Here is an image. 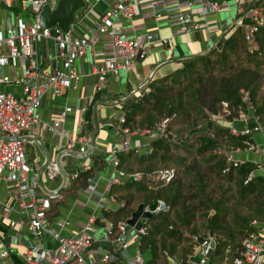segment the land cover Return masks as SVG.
Here are the masks:
<instances>
[{
    "label": "built area",
    "instance_id": "1",
    "mask_svg": "<svg viewBox=\"0 0 264 264\" xmlns=\"http://www.w3.org/2000/svg\"><path fill=\"white\" fill-rule=\"evenodd\" d=\"M89 13H93L98 3L104 2L107 9L97 14L94 26L85 36H73L59 29H45L39 21L42 9L49 5L55 8L58 0H0V10L12 9L18 11L14 16V24L0 28V264H151L147 253L139 249L140 236L145 234V227L131 234L127 220L118 223L117 233L114 226L104 218V211H115L124 206L116 196L110 194L114 184H119L123 178H128L119 171V156L123 152L138 150L131 144L134 134L122 129L124 138L115 143L107 163L116 170V175L104 188L97 189L94 179L89 181L85 195L87 201H76V206L86 209L88 204L94 205V210L85 213V220L78 222L71 215L59 213L60 204L67 196L64 190L53 194H40V175L34 164L28 161L25 152L27 142L24 135L40 123L39 109L44 97L52 94L54 97L63 96L68 90L78 87L81 76L75 67L77 60H82L93 50L99 37L106 36L109 50L103 62L93 68L92 72L98 77L95 92L101 93L106 87L109 77H117L132 70L138 60H144L153 51L166 46L172 47L173 40L164 38L160 33L132 34L125 28L141 16L143 10L149 9L151 17L158 27L170 26L176 32L175 36H190L201 30V24L194 16L206 18L223 12L234 13L233 24L229 35L238 27H246V40L251 42L258 27L256 24L246 25V21L258 22V12L255 6L259 0H85ZM23 14L26 22L23 21ZM159 29V28H158ZM225 37V36H224ZM45 41L54 44L52 60L55 66L51 70L43 68L38 58V47ZM218 43L212 45L215 49ZM9 85L20 88L17 96L4 90ZM244 101H248V93H243ZM91 98L86 99L83 107L66 106L59 112V117L44 125L46 132L58 135L66 140L67 152L88 154V139L83 135V117L88 111L87 105ZM252 115L241 114L237 121H244V130L231 126L235 136L253 135L262 132L253 110ZM77 114L79 127L76 134L66 128V120L70 115ZM125 122V116L119 120ZM247 122H253L247 126ZM169 119L159 125L158 132L166 136ZM145 132V131H144ZM150 131L147 134L150 135ZM256 149V145L248 150ZM149 148L148 152H151ZM240 149L224 152L227 161L238 167L241 163L235 157ZM86 157H89L87 155ZM256 172L264 175V151L261 160L257 162ZM91 168V160L87 158L80 171ZM60 174V166L51 162L47 166L46 175L52 180ZM172 171L160 174L163 180H169ZM136 177H139L137 175ZM252 175L247 182L251 181ZM116 208H115V207ZM165 205L160 203V209ZM54 209L57 213H54ZM147 210V209H146ZM103 215V218L101 216ZM131 218V217H130ZM129 218V219H130ZM103 221V225L98 223ZM78 225L75 232L67 231ZM144 224V222H143ZM257 221L252 223L256 232L243 242L242 259H235L233 264H264V238L259 234L261 227ZM23 237L27 239L25 251L17 252L13 246ZM135 240V253H130L132 239ZM195 250L194 260L190 264H209V239L203 238ZM191 257V258H192Z\"/></svg>",
    "mask_w": 264,
    "mask_h": 264
},
{
    "label": "trees",
    "instance_id": "2",
    "mask_svg": "<svg viewBox=\"0 0 264 264\" xmlns=\"http://www.w3.org/2000/svg\"><path fill=\"white\" fill-rule=\"evenodd\" d=\"M255 9L258 22L246 21L258 27L251 42L246 27L236 28L209 54L184 60L170 76L151 81L148 91L123 109L122 129L155 135L151 152L120 154L119 171L140 178L112 186L110 194L124 206L105 210L104 218L117 233L118 223L143 204L153 217L144 221L139 249L152 253L151 264H169L172 258L187 263L195 255L196 238L210 232L217 243L210 264H233L243 257L244 240L257 230L252 223L264 224V175L251 162L235 167L223 155L255 146L252 135L231 132L250 109L264 133V0ZM166 119L164 136L158 130ZM105 167L102 158L94 157L91 168L74 175L63 194L87 189ZM165 171L173 172L167 181L160 178ZM160 203L164 209L159 210Z\"/></svg>",
    "mask_w": 264,
    "mask_h": 264
},
{
    "label": "crops",
    "instance_id": "3",
    "mask_svg": "<svg viewBox=\"0 0 264 264\" xmlns=\"http://www.w3.org/2000/svg\"><path fill=\"white\" fill-rule=\"evenodd\" d=\"M106 9L107 5L102 2L95 6L93 13H89V9H87L77 14V21L72 35H87L89 30L94 26L97 14L104 13ZM17 14L18 12L12 9L0 10V28L14 24V16L16 17ZM234 16L233 12H223L206 18L194 16L195 21L201 24V30L194 32L190 36H175L176 30L173 27H158L155 20L151 17L150 10H143L141 16L137 17L133 22V29L131 28V23H126L125 28L132 34L160 33L164 38L173 40L172 47L156 48L146 59L136 61L130 72L122 73L117 77H109L104 91L96 93L95 85L97 84L98 77L92 70L103 62L104 56L109 50L108 38L106 36L99 37L92 52L86 58L75 62V67L81 76L78 87L68 90L61 97H54L52 94L46 95L39 109V125L35 126L23 137L27 142L26 145L29 151H33L34 153V157L29 158L28 161L35 165L40 175V194L48 195L56 191H62L65 184H71L74 175L81 170L82 164L87 158L91 160V166L94 164V157L102 158L106 166L94 178L98 191L103 192L105 185L116 175V170L108 165L107 160L113 145L124 138L119 124L120 118L124 116L123 109L129 102L136 100L144 92H147L151 81L170 76L171 73L182 67L184 60L208 53L212 45L219 43L229 33L228 30H230L233 24ZM54 49V44L49 41L43 42L37 49L39 61H41L43 68L46 70H51L55 66L52 60ZM6 90L17 96L20 94V88L15 85L7 86ZM89 98L92 100L87 105L88 112L84 115L83 122L81 123L83 135L88 139L87 155L89 157H86L87 155L78 152L79 147H77L75 152H67L65 149L66 140L64 138L49 132L43 134V130L46 123H51L59 117V112L63 108L66 106L83 107L86 99ZM249 115H252L251 111ZM96 121L98 122L99 131L94 147H91V139L96 133ZM252 124L253 122L246 123L247 126H251ZM79 125L77 114L70 115L66 120V128L72 134L77 133ZM224 125L227 124L224 123ZM153 137V132L150 135L147 134V131L140 134L135 133L131 144L140 153H147ZM252 138L256 149L240 150L235 154L236 159L241 163L251 162L256 164L261 160L264 151V133L255 132ZM51 162L59 163L60 166V174L52 180L46 175L47 166ZM127 177L123 178L120 183H126L131 176L127 175ZM65 178H67L66 183ZM138 179L139 177H136V180ZM76 201L81 203L87 201L85 190H79L75 195H67L66 200L59 205V213L71 215L75 221L83 222L85 220V213L92 210L95 211L94 205L92 207L91 204H88L86 209H82L76 206ZM78 229L79 226L76 224L73 229L67 232L72 233ZM259 234L264 238V225L261 227ZM135 240L136 238H133L131 242L130 253L132 255L135 253ZM26 244L27 239L23 237L22 240L15 242L13 248L17 252L23 253ZM145 253H147V257L151 261L152 253L150 251H146ZM194 259L190 257L187 263H183L172 258L169 259V264H190V260Z\"/></svg>",
    "mask_w": 264,
    "mask_h": 264
},
{
    "label": "water",
    "instance_id": "4",
    "mask_svg": "<svg viewBox=\"0 0 264 264\" xmlns=\"http://www.w3.org/2000/svg\"><path fill=\"white\" fill-rule=\"evenodd\" d=\"M86 7L87 4L85 0H58L55 8H52L49 5H47L42 9L39 15V21L43 26V28L45 29L57 28L64 34L70 35L72 33L73 27L76 25L77 14L85 11ZM213 50L214 49L211 48V50H209V52L206 53L205 55L209 54ZM235 127L238 130L242 131L245 128V122L239 121L235 124ZM98 131H99V126H98V122L96 121V133L93 135L91 139V144H90L91 147H94V143L98 135ZM130 179L132 181H135L136 176H131ZM66 181L67 178H65V183ZM152 217L153 214L148 210H146L143 204H140L136 209V211L132 213L131 218L127 220V225L132 230L131 234H135L141 231L144 228L143 221L150 220L152 219ZM101 218H103V215L101 216ZM209 236H210L209 239L210 249L208 251L207 258H208V263L210 264V260L217 247V243L213 232H210ZM203 240L204 239L201 237L196 238V242L198 244H201Z\"/></svg>",
    "mask_w": 264,
    "mask_h": 264
},
{
    "label": "rangeland",
    "instance_id": "5",
    "mask_svg": "<svg viewBox=\"0 0 264 264\" xmlns=\"http://www.w3.org/2000/svg\"><path fill=\"white\" fill-rule=\"evenodd\" d=\"M18 12V11H17ZM79 14V13H78ZM23 21H24V23L26 22V16L23 14ZM155 135V134H154ZM25 152H26V154H27V156H28V159L29 158H33L34 157V153H33V151H29V149H28V146L26 145L25 147Z\"/></svg>",
    "mask_w": 264,
    "mask_h": 264
}]
</instances>
